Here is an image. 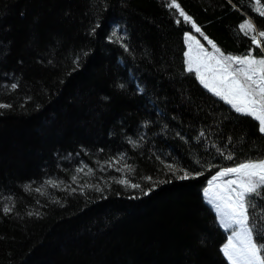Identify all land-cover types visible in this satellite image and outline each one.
<instances>
[{
	"label": "trees",
	"instance_id": "16d2710c",
	"mask_svg": "<svg viewBox=\"0 0 264 264\" xmlns=\"http://www.w3.org/2000/svg\"><path fill=\"white\" fill-rule=\"evenodd\" d=\"M177 2L225 54H262L238 25L264 30V0ZM168 3L0 0V264H228L203 188L264 134L186 71Z\"/></svg>",
	"mask_w": 264,
	"mask_h": 264
},
{
	"label": "snow or ice",
	"instance_id": "6c2138e0",
	"mask_svg": "<svg viewBox=\"0 0 264 264\" xmlns=\"http://www.w3.org/2000/svg\"><path fill=\"white\" fill-rule=\"evenodd\" d=\"M260 3L261 0H255L256 5ZM167 6L177 9L183 21L191 23L192 29L211 46L209 51L194 35L185 33L184 40L188 49L184 53L186 71L194 73L205 89L229 105L235 113L258 122V131L264 134V44L261 43L264 30H257L250 18L238 25L239 32L260 49L261 55H253L251 49L241 56L225 54L204 35L177 0H169ZM255 11L264 17V8L256 7ZM11 87L14 89L17 85L12 84ZM6 107L10 106L0 104V108ZM168 167L171 168V165ZM179 178L187 180L192 176L185 171ZM146 179L151 181L152 178ZM117 182L133 189L141 188L139 183H131L126 178ZM48 183L57 186L54 181ZM153 190L154 186L142 191L144 195H150ZM36 191L41 190L37 188ZM204 196L215 211L220 227L229 232L227 242L221 248L228 264H264V232L252 218L258 207L256 198H264V159H249L234 167L220 169L208 181ZM3 211L7 213L11 209L5 207Z\"/></svg>",
	"mask_w": 264,
	"mask_h": 264
},
{
	"label": "rangeland",
	"instance_id": "374dc122",
	"mask_svg": "<svg viewBox=\"0 0 264 264\" xmlns=\"http://www.w3.org/2000/svg\"><path fill=\"white\" fill-rule=\"evenodd\" d=\"M185 33H190L191 35H194V36L196 37V39H198V40L200 41V43L203 44V45L205 46V48H207L209 51H211V46L208 45L207 42L203 41V40L200 38L199 33H196L195 30L192 29V27H191V29L186 30ZM185 33H184V35H185ZM184 43H185V52H186L188 49H187V44H186L185 40H184ZM215 174H216V173H215ZM215 174H213V175L211 176V178H212ZM211 178H209V179L207 180V182H206V184H205V186H204V188H203V198H204V200H205L206 203H207V199H206V197L204 196V189L208 187V181H209ZM225 179H228V177H226ZM207 204H208V203H207ZM208 205H209V204H208ZM209 206H210V205H209ZM210 207H211V206H210ZM211 208H212V207H211ZM213 211H214V210H213ZM214 213H215V211H214ZM215 215H216V213H215ZM216 219H217V216H216ZM217 222H218V219H217ZM218 224H219V223H218ZM222 229H223V228H222ZM223 230H224V229H223ZM224 231H225V230H224ZM225 232H226V231H225ZM226 233H227L226 236H228V235H229V232H226ZM226 242H227V239L225 240V242L223 243V245H224ZM223 245H222V246H223ZM222 246H221V248H222Z\"/></svg>",
	"mask_w": 264,
	"mask_h": 264
},
{
	"label": "water",
	"instance_id": "95a60500",
	"mask_svg": "<svg viewBox=\"0 0 264 264\" xmlns=\"http://www.w3.org/2000/svg\"><path fill=\"white\" fill-rule=\"evenodd\" d=\"M190 29H191V28H190ZM226 239H227V236H226L225 240H226ZM225 240H224V242H225ZM224 242H223V243H224ZM222 245H223V244H222Z\"/></svg>",
	"mask_w": 264,
	"mask_h": 264
}]
</instances>
